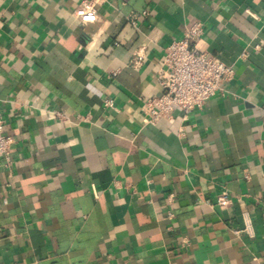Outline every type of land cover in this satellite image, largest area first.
Instances as JSON below:
<instances>
[{"label": "crops", "instance_id": "obj_1", "mask_svg": "<svg viewBox=\"0 0 264 264\" xmlns=\"http://www.w3.org/2000/svg\"><path fill=\"white\" fill-rule=\"evenodd\" d=\"M79 2L0 0V264H264V0ZM195 24L232 78L148 123Z\"/></svg>", "mask_w": 264, "mask_h": 264}, {"label": "built area", "instance_id": "obj_2", "mask_svg": "<svg viewBox=\"0 0 264 264\" xmlns=\"http://www.w3.org/2000/svg\"><path fill=\"white\" fill-rule=\"evenodd\" d=\"M106 0H80L75 13L81 22H93L96 19L95 6ZM129 20L134 24L135 16ZM202 27L195 24L186 29L181 39L172 42L164 49L161 67L156 74V83L161 89L158 97L144 103L148 123L161 119H170L174 111L189 113L202 109L204 104L216 95L223 94L222 85L231 80L233 71L215 58L207 57L198 44L201 41ZM142 58L137 57L134 66ZM106 106L110 102L105 103ZM12 139L4 134V123L0 119V157L10 164L9 148ZM229 204L226 195L217 198V205ZM244 233L250 234V224L245 222Z\"/></svg>", "mask_w": 264, "mask_h": 264}]
</instances>
